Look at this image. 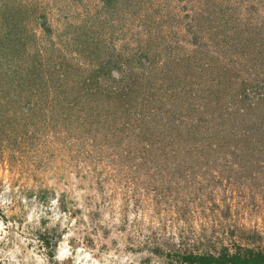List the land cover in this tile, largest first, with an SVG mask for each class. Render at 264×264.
<instances>
[{"label": "rangeland", "instance_id": "1", "mask_svg": "<svg viewBox=\"0 0 264 264\" xmlns=\"http://www.w3.org/2000/svg\"><path fill=\"white\" fill-rule=\"evenodd\" d=\"M201 258L264 264V0H0V264Z\"/></svg>", "mask_w": 264, "mask_h": 264}, {"label": "trees", "instance_id": "2", "mask_svg": "<svg viewBox=\"0 0 264 264\" xmlns=\"http://www.w3.org/2000/svg\"><path fill=\"white\" fill-rule=\"evenodd\" d=\"M210 259H212V258H204V259L201 258V260L199 262H200V264H212Z\"/></svg>", "mask_w": 264, "mask_h": 264}, {"label": "bare ground", "instance_id": "3", "mask_svg": "<svg viewBox=\"0 0 264 264\" xmlns=\"http://www.w3.org/2000/svg\"><path fill=\"white\" fill-rule=\"evenodd\" d=\"M65 251V250H64ZM66 253H67V251H65ZM64 253L61 251V255H60V257L62 258L64 255H63Z\"/></svg>", "mask_w": 264, "mask_h": 264}, {"label": "clouds", "instance_id": "4", "mask_svg": "<svg viewBox=\"0 0 264 264\" xmlns=\"http://www.w3.org/2000/svg\"><path fill=\"white\" fill-rule=\"evenodd\" d=\"M58 259H59V257H58Z\"/></svg>", "mask_w": 264, "mask_h": 264}]
</instances>
